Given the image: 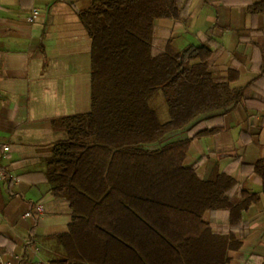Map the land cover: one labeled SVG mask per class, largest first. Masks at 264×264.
Listing matches in <instances>:
<instances>
[{
    "label": "trees",
    "instance_id": "16d2710c",
    "mask_svg": "<svg viewBox=\"0 0 264 264\" xmlns=\"http://www.w3.org/2000/svg\"><path fill=\"white\" fill-rule=\"evenodd\" d=\"M189 1L89 0L77 8L91 39V108L59 120L67 139L46 162L53 195L72 209L57 236L66 257L50 264H228L240 248L234 231L259 194L243 190L233 201L231 175L204 179L186 158L190 141L221 131V117L247 91L214 76L208 45L153 52L155 21L186 23ZM157 91L165 122L149 103ZM182 129L187 138L167 142ZM252 171L264 193V157ZM207 211L227 212L224 227Z\"/></svg>",
    "mask_w": 264,
    "mask_h": 264
},
{
    "label": "crops",
    "instance_id": "0c3cea01",
    "mask_svg": "<svg viewBox=\"0 0 264 264\" xmlns=\"http://www.w3.org/2000/svg\"><path fill=\"white\" fill-rule=\"evenodd\" d=\"M88 1L0 0V143L9 148L0 160L8 174L0 181V260L10 264L66 257L57 236L68 231L72 209L68 199L53 195L44 171L53 144L67 139L59 120L91 108V39L77 14ZM255 5L260 9L253 11ZM33 9L39 14L30 20ZM188 13L186 23L155 21L153 52L208 45L214 76L246 89V102L221 117V131L190 141L186 162L204 179L231 175L233 201L243 190L259 194L234 231L243 237L228 264H260L264 193L252 166L264 157V0H190ZM149 103L162 122L168 120L160 91ZM185 138L182 129L167 142ZM205 216L224 227L228 213Z\"/></svg>",
    "mask_w": 264,
    "mask_h": 264
},
{
    "label": "built area",
    "instance_id": "2783aa9c",
    "mask_svg": "<svg viewBox=\"0 0 264 264\" xmlns=\"http://www.w3.org/2000/svg\"><path fill=\"white\" fill-rule=\"evenodd\" d=\"M38 14H39V10L33 9L31 11L30 16H29V19L33 20ZM8 150H9V148H8L7 144L0 143V160L7 157ZM7 179H8V174H7L6 170L0 164V181L2 182V181H5ZM35 210L37 212H41L43 209H42V206L40 204H35ZM0 264H10V263L0 260Z\"/></svg>",
    "mask_w": 264,
    "mask_h": 264
}]
</instances>
